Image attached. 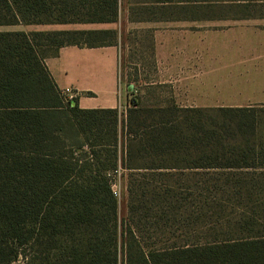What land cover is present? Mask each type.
<instances>
[{
	"label": "trees",
	"instance_id": "1",
	"mask_svg": "<svg viewBox=\"0 0 264 264\" xmlns=\"http://www.w3.org/2000/svg\"><path fill=\"white\" fill-rule=\"evenodd\" d=\"M137 4L151 14L140 21H158L185 18L174 11L205 4L235 5L243 10L239 18H251L244 10L264 0ZM117 7L118 0H0V27L115 23ZM114 39L113 30L0 32V264H118V240L124 264H264V233L248 218L212 241L204 239L193 217L182 223L195 226L187 228L194 240L171 245L165 240L157 247L154 238L158 230L167 235L176 228L174 215L190 199L173 197L178 192L211 189L253 202L260 195L252 194L263 193L264 186L254 179H225L213 188L200 180L184 188L166 183L143 187L130 175L128 193L148 203L143 206L144 224L133 220L137 205L128 207L118 224L107 174L118 168L121 113L83 110L75 99L66 102L45 65L60 48H101L116 44ZM208 111L212 109H184L173 103L127 109L121 122L122 169L143 171L152 180L156 174L165 177L183 170L194 175L264 170V135L256 130L254 109L214 110L221 114L219 122L200 116ZM102 154L109 158L101 160Z\"/></svg>",
	"mask_w": 264,
	"mask_h": 264
},
{
	"label": "crops",
	"instance_id": "2",
	"mask_svg": "<svg viewBox=\"0 0 264 264\" xmlns=\"http://www.w3.org/2000/svg\"><path fill=\"white\" fill-rule=\"evenodd\" d=\"M254 22L207 18L138 22V28L151 36L152 69L142 86L165 90L170 102L184 109L264 104V25ZM120 48L118 43L63 47L45 65L61 92L69 89L76 95L78 108L121 110L133 88L119 81Z\"/></svg>",
	"mask_w": 264,
	"mask_h": 264
},
{
	"label": "rangeland",
	"instance_id": "3",
	"mask_svg": "<svg viewBox=\"0 0 264 264\" xmlns=\"http://www.w3.org/2000/svg\"><path fill=\"white\" fill-rule=\"evenodd\" d=\"M143 0H118L117 7V20L115 23L109 24H86L84 27H89L90 25H106L104 27L112 28L107 30L115 31L114 43H118L120 48V62H119V81L121 84H131L133 92L129 95L124 107L119 110L120 123L118 125V150H117V163L118 168L115 172H109L108 177L112 182V191H115V199L117 200V218L118 224L126 218L128 215V207L131 205H137L140 209L133 214L134 222L140 221L144 224L142 214L144 213L143 206H147L148 203L142 201L134 200V196H131L127 191V184L131 179L136 181L135 185L139 184L143 187L150 184L152 186H158L160 183H166L169 186L175 187L181 186L186 187L198 180L206 184L207 187H212L215 184L221 185L225 179L235 180L242 179L249 181L254 179L258 182L264 183V170L252 171H212L209 172H198L199 174L194 175L192 172L183 170L182 172L174 171L169 174V176L161 177L156 174L153 180L148 177V174L139 171L129 173L128 171L122 169L121 167V157L123 156V143L124 136L121 127V122L124 121L126 111L135 105H140L144 108H165L172 105L166 91L153 87L144 88L142 86L143 81H148L149 73L152 67L151 60V36L149 31L138 28V22L140 19H145L151 14L147 11L144 12L143 6L137 4ZM195 6L191 8L188 6L186 10H175L174 15L178 17H187L192 19L197 18H207L208 20L218 19L225 23L229 22H240L249 24L251 22L264 25V18H260V15H264V6L252 4L247 11L252 17L251 18H239L238 16L243 14L241 8H235V5L230 4H218L210 6ZM240 13V14H239ZM246 13V12H245ZM77 24L70 25H18L12 27H0V32H52V31H65V30H80ZM101 30V29H100ZM104 30V29H103ZM51 50H46L49 54ZM224 108H234V107H224ZM236 108H253V116L256 120V127L259 134L264 135V104L247 105L244 107ZM189 109V108H187ZM200 109H212L202 113L201 117H210L215 119L217 122L221 121V114L217 111L220 108H200ZM251 114V113H250ZM108 156L102 154L101 160L108 159ZM145 175V176H144ZM263 193L252 194V196L260 195L259 200L253 202L251 201H237L232 199L231 194H220L218 191L209 190L210 192H198L188 193L178 192L180 194H175L182 197L183 199L190 198L189 200L180 203V211L177 212L174 217L176 228L173 226L169 229L171 232H166L164 235L163 231L158 230L157 234L154 235L156 239L155 243L157 247L163 245L166 242L168 245L173 243L179 244L182 241H192L195 237L192 231L189 232L190 228H195V226L186 227L183 221L187 222V219L198 218L199 224L202 229L199 230L204 239L215 240V238H220L221 234H230L233 228H236V224L242 225L244 219L248 218L249 224L256 223L254 229H259L264 233V186ZM177 196V197H178ZM146 197V198H145ZM149 194L144 196L147 199ZM141 200V197H139ZM215 198V199H214ZM224 199V200H220ZM229 199V200H226ZM134 207V206H131ZM255 210V211H253ZM155 212V210L153 211ZM152 212V213H153ZM135 215V216H134ZM173 219V217H171ZM172 224V222H170ZM188 228V229H187ZM187 229V230H186ZM120 231V228L118 229ZM224 231V232H222ZM230 231V232H229ZM186 232V233H184ZM196 235V234H195ZM120 240H118V264H124V253L120 247ZM219 264V263H215Z\"/></svg>",
	"mask_w": 264,
	"mask_h": 264
},
{
	"label": "built area",
	"instance_id": "4",
	"mask_svg": "<svg viewBox=\"0 0 264 264\" xmlns=\"http://www.w3.org/2000/svg\"><path fill=\"white\" fill-rule=\"evenodd\" d=\"M62 97L66 102H71L75 99L76 95L69 89L62 91ZM113 194L115 195V191L113 190Z\"/></svg>",
	"mask_w": 264,
	"mask_h": 264
}]
</instances>
